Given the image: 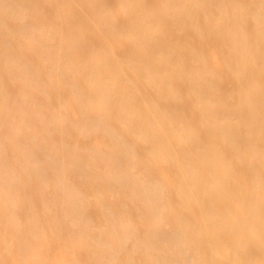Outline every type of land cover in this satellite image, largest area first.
<instances>
[{
	"label": "bare ground",
	"instance_id": "bare-ground-1",
	"mask_svg": "<svg viewBox=\"0 0 264 264\" xmlns=\"http://www.w3.org/2000/svg\"><path fill=\"white\" fill-rule=\"evenodd\" d=\"M0 264H264V0H0Z\"/></svg>",
	"mask_w": 264,
	"mask_h": 264
}]
</instances>
